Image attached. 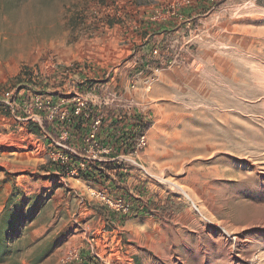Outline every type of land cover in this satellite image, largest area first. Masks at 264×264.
Here are the masks:
<instances>
[{"label": "rangeland", "instance_id": "rangeland-1", "mask_svg": "<svg viewBox=\"0 0 264 264\" xmlns=\"http://www.w3.org/2000/svg\"><path fill=\"white\" fill-rule=\"evenodd\" d=\"M81 255L264 264V0H0V264Z\"/></svg>", "mask_w": 264, "mask_h": 264}, {"label": "built area", "instance_id": "built-area-1", "mask_svg": "<svg viewBox=\"0 0 264 264\" xmlns=\"http://www.w3.org/2000/svg\"><path fill=\"white\" fill-rule=\"evenodd\" d=\"M165 14H167V17L176 16V18H179V19L182 18L181 15H176V13H175L174 10L173 11H170L169 10ZM159 52H160L159 49H154L153 50V54L155 56L158 55ZM153 72H154L153 74L156 75L159 72V69L156 67L155 69H153ZM150 85L151 84L149 82L148 90L150 89ZM135 87H136V85L133 83L132 84V88L134 89ZM76 101H77V103H76L77 105L74 108V112H73V114L75 116L79 115L81 113L82 109L84 108L83 103H81V99L80 98H78ZM115 101H118V99H117L116 96H114V100L112 102H115ZM62 118L64 119V116ZM100 122H101L100 120H98L96 122V117L94 118L93 122H91V125L93 123L92 128L94 130L92 131L93 133H89V137L86 139V141L88 142V144H93L94 142H96V139H97L96 137L98 135L96 125L98 123H100ZM68 135H69V132L68 131L67 132H62L61 135L57 133V138H58V140H64L66 138V136H68ZM112 136H116V135H112ZM112 136H111V139H112ZM121 140L124 141L119 136L118 137L117 136L116 137H113L112 143L113 144H115L116 142L118 143L117 146L116 145H113L116 148V152L118 153V152L121 151L120 150L121 148L122 149L125 148L126 151H127V154L130 157L131 156H136L137 153H138V151L141 150V149H143L146 146V144H147V131L145 130V127L139 128L137 131H135L134 135H130L128 137V139H127V142H128L127 145H125L124 143H119V141H121ZM106 150H108V148ZM109 150L114 151V149H112L111 147L109 148ZM96 196H98V195H96ZM101 199L103 201H106L108 204H111V201L109 199H107L106 197H101ZM134 208H135L134 205L131 204V202L128 201L127 198L120 197L115 202V208H114V210H115V212L120 217H122V218H128V217H131L133 215V212L135 210ZM94 256L98 258V255L97 254H95ZM78 261H80V258L78 259Z\"/></svg>", "mask_w": 264, "mask_h": 264}, {"label": "trees", "instance_id": "trees-1", "mask_svg": "<svg viewBox=\"0 0 264 264\" xmlns=\"http://www.w3.org/2000/svg\"><path fill=\"white\" fill-rule=\"evenodd\" d=\"M147 49H149V47H148V43H145L144 45H143V50H147ZM43 126H44V128H45V130H47V131H49L50 130V128H49V123L47 122V121H44L43 122ZM145 130L148 132L149 130H150V126L148 125V126H146L145 127ZM57 136V135H56ZM115 141V140H114ZM78 264H97L94 260H92V259H87V258H85V256H83V255H81L80 256V263H78Z\"/></svg>", "mask_w": 264, "mask_h": 264}, {"label": "bare ground", "instance_id": "bare-ground-1", "mask_svg": "<svg viewBox=\"0 0 264 264\" xmlns=\"http://www.w3.org/2000/svg\"><path fill=\"white\" fill-rule=\"evenodd\" d=\"M174 186H175L179 191H181L183 194H185L187 197H189L188 194H187V192H186V190H185L182 186L177 185V184H174Z\"/></svg>", "mask_w": 264, "mask_h": 264}, {"label": "crops", "instance_id": "crops-1", "mask_svg": "<svg viewBox=\"0 0 264 264\" xmlns=\"http://www.w3.org/2000/svg\"><path fill=\"white\" fill-rule=\"evenodd\" d=\"M135 207V206H134ZM134 209H136V208H134ZM139 214V213H138Z\"/></svg>", "mask_w": 264, "mask_h": 264}]
</instances>
